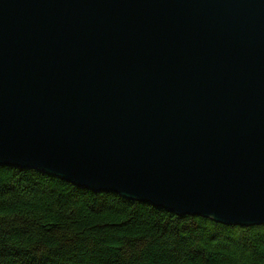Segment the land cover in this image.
Wrapping results in <instances>:
<instances>
[{"label": "water", "instance_id": "obj_1", "mask_svg": "<svg viewBox=\"0 0 264 264\" xmlns=\"http://www.w3.org/2000/svg\"><path fill=\"white\" fill-rule=\"evenodd\" d=\"M0 167L264 226V0H0Z\"/></svg>", "mask_w": 264, "mask_h": 264}, {"label": "trees", "instance_id": "obj_2", "mask_svg": "<svg viewBox=\"0 0 264 264\" xmlns=\"http://www.w3.org/2000/svg\"><path fill=\"white\" fill-rule=\"evenodd\" d=\"M0 264H264V226L178 217L0 168Z\"/></svg>", "mask_w": 264, "mask_h": 264}, {"label": "bare ground", "instance_id": "obj_3", "mask_svg": "<svg viewBox=\"0 0 264 264\" xmlns=\"http://www.w3.org/2000/svg\"><path fill=\"white\" fill-rule=\"evenodd\" d=\"M191 165V166H190ZM189 166L191 167V173L192 174H194L196 171H197V167H196V163H193V162H191V164H190ZM0 168H9V167H0ZM136 168V167H135ZM146 172V171H145ZM149 174V173H148ZM167 177V176H166ZM169 178L167 179L168 181H169V183H168V185H169V188L171 189V190H173L174 192H177V191H179L180 189H181V185H182V183L184 182V179H182L181 177H178L177 176V174H173V175H171V176H168ZM62 181V180H61ZM67 183V182H66ZM187 183V182H186ZM186 183H185V185H186ZM69 184V183H68ZM70 185H72V184H70ZM184 185V186H185ZM72 186H74V185H72ZM184 186H183V188H184ZM74 187H76V186H74ZM77 188H79V187H77ZM79 189H82V188H79ZM82 190H85V189H82ZM87 191V190H86ZM193 191V190H192ZM91 192V191H90ZM191 192V191H190ZM93 193V192H92ZM97 194H101V193H97ZM161 198V197H160ZM162 198H163V196H162ZM161 198V199H162ZM160 199V200H161ZM164 199V198H163ZM162 199V200H163ZM158 200V199H157ZM166 200V199H165ZM132 202H135V201H132ZM136 203H140V202H136ZM140 204H145V205H149V206H151V207H153V208H156V207H154V206H152V205H150V204H147V203H140ZM156 209H159V208H156ZM160 210H162V209H160ZM163 211H165V210H163ZM166 212V211H165ZM167 213H169V212H167ZM171 214H173V213H171ZM179 217V216H178ZM210 221V220H209Z\"/></svg>", "mask_w": 264, "mask_h": 264}]
</instances>
